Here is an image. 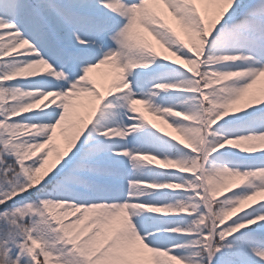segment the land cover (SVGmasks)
I'll use <instances>...</instances> for the list:
<instances>
[{"label":"snow or ice","instance_id":"6c2138e0","mask_svg":"<svg viewBox=\"0 0 264 264\" xmlns=\"http://www.w3.org/2000/svg\"><path fill=\"white\" fill-rule=\"evenodd\" d=\"M0 264H264V0H0Z\"/></svg>","mask_w":264,"mask_h":264}]
</instances>
